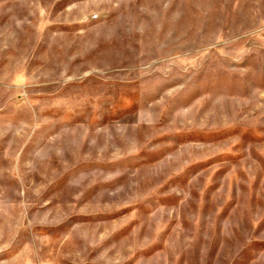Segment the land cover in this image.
I'll list each match as a JSON object with an SVG mask.
<instances>
[{"label":"rangeland","instance_id":"obj_1","mask_svg":"<svg viewBox=\"0 0 264 264\" xmlns=\"http://www.w3.org/2000/svg\"><path fill=\"white\" fill-rule=\"evenodd\" d=\"M0 264H264V0H0Z\"/></svg>","mask_w":264,"mask_h":264}]
</instances>
